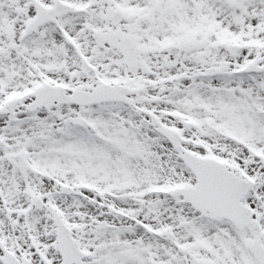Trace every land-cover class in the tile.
Wrapping results in <instances>:
<instances>
[{
	"label": "snow or ice",
	"instance_id": "6c2138e0",
	"mask_svg": "<svg viewBox=\"0 0 264 264\" xmlns=\"http://www.w3.org/2000/svg\"><path fill=\"white\" fill-rule=\"evenodd\" d=\"M0 264H264V0H0Z\"/></svg>",
	"mask_w": 264,
	"mask_h": 264
}]
</instances>
